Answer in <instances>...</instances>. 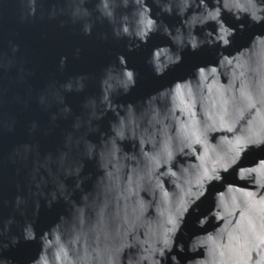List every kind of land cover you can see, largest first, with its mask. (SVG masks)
I'll list each match as a JSON object with an SVG mask.
<instances>
[{
    "label": "clouds",
    "instance_id": "obj_1",
    "mask_svg": "<svg viewBox=\"0 0 264 264\" xmlns=\"http://www.w3.org/2000/svg\"><path fill=\"white\" fill-rule=\"evenodd\" d=\"M111 2L97 0V11L111 32L96 39H126L127 51L134 52L155 33L167 37L171 43L153 48L146 61L156 77L181 65L185 51L213 49L216 62L196 66L190 75L135 103H118L116 98L137 87L139 76L118 53L101 71L99 95L85 97L83 116H74L65 96L83 93L90 74L74 73L58 87L50 85L58 105L50 120L74 116L64 149L74 132L86 129L76 140L83 158L66 167L68 153L57 150L59 174L50 192L44 190L48 178L37 179L33 169L37 191L31 195L43 198L48 209L62 201L65 212L38 231L41 199L28 217V200L17 194L11 204L22 223L15 214L0 219V264H17L5 253L21 241L38 244L27 264H264V34L257 32L246 46L233 49L238 32L264 25V0H153L160 8L157 16L180 18L174 27L153 16L148 0H123L131 12L116 24ZM26 4L21 20L36 17L40 10V0ZM46 14L56 20L63 12L52 4ZM225 14L235 26L226 22ZM81 15L87 17L89 10L75 9L73 23ZM81 36L92 37L93 24L82 23ZM9 43L13 53L20 51L18 44ZM81 53L75 47L70 55L79 59ZM69 59L59 57L60 72L67 70ZM39 103L47 106V95H40ZM109 113L114 118L102 131L96 122ZM38 127L32 121L30 131ZM94 133L98 142L89 139ZM32 150L24 146L25 153ZM209 151L212 156L205 164ZM254 151L260 155L252 161ZM85 159L94 160L99 173L87 191L83 186L92 175L82 176ZM70 177L75 178L71 187L65 183ZM249 187L254 191L242 190ZM190 215L201 231L186 227Z\"/></svg>",
    "mask_w": 264,
    "mask_h": 264
},
{
    "label": "water",
    "instance_id": "obj_2",
    "mask_svg": "<svg viewBox=\"0 0 264 264\" xmlns=\"http://www.w3.org/2000/svg\"><path fill=\"white\" fill-rule=\"evenodd\" d=\"M148 2L153 9V16L158 20L162 19L170 27L180 23V18L176 15L168 16L164 13L157 16L160 8L153 3V0ZM52 4L63 12V15L56 20H50L46 14ZM26 7V0H0V65H3L0 66V219L15 214L22 223V218L15 213L11 204L14 197L17 194H23L26 197L28 204L25 206V211L28 217L32 216L35 200L39 198L42 203L37 222L39 231L54 223L59 215L65 212L66 206L61 201L54 204L52 209H48L43 206V198L31 195L32 192L37 191L35 182L31 179L33 169H37V179L40 175L48 178V184L44 190L50 192L55 188L53 180L59 174L56 173V167L59 164L57 150L63 149L68 153V158L64 162L66 167L83 158L77 149L76 140L77 137L85 134L86 129L74 132L72 142L66 149H64L65 136L72 130L74 116H83L81 105L85 97L99 95L98 78L101 71L116 60L118 53L125 55L128 66L139 73L137 87L128 96L116 98L118 103H135L136 100L143 99L165 85L190 75L196 66L215 63L216 60L213 49L204 48L195 53L185 51L181 65L169 70L164 77H156L146 61L153 48L171 43L167 37L155 33L146 45H141L134 52H128L126 39L120 41L111 38L108 41L96 39L97 35L111 32V25L97 11V0H86L83 4L79 0H40L37 16L21 20L22 15L27 12ZM111 7L115 12L116 24H119L121 16L130 15L131 8H125L123 0H112ZM77 8H87L89 15L87 17L81 15L73 23L72 13ZM224 19L235 26L236 22L230 15L225 14ZM85 22L93 24L92 37L81 36L82 23ZM241 22L247 23V20ZM62 24H64L63 27ZM208 27L215 30L214 25ZM199 31L202 30L198 29ZM257 32L264 34V25H254L244 32H238L234 38L233 49L246 46L253 34ZM10 41L20 46L18 53L12 52ZM75 47L82 49L79 59H73L70 55ZM233 49L226 51L231 52ZM61 55L70 56L64 73L57 67ZM74 73H88L92 78L87 82L83 93L73 92L65 96V102L72 107L74 116H70L68 120L61 119L53 123L50 120V114L58 111V105L52 95L54 89L50 90V85L55 83L58 87L68 75ZM42 94L48 97L47 106L39 103V97ZM113 118L109 113L103 120L96 123H99L102 131H107L109 120ZM32 121L39 123L35 132L30 131ZM89 139L98 142L99 134H91ZM26 144L32 146L31 153L24 152ZM124 146L127 150H131L129 144ZM48 154H51V158L45 159ZM259 155L260 153L254 151L249 159L255 161ZM211 156L212 153L209 151L205 164L209 162ZM84 163L82 176L92 175V179L87 180L83 186L87 191L91 190L93 181L99 173L94 160L85 159ZM50 174L51 177H49ZM65 183L71 187L75 184V178H67ZM242 190L254 191L251 187ZM79 196L80 193L77 192L75 198L79 200ZM5 201L10 203L5 205ZM204 207H207V203L202 205V214ZM192 219L190 215L186 227L190 232L201 231L194 228L191 224ZM181 239L183 236L178 237V242ZM37 251L38 244L21 241L20 245L7 251L5 255L12 257L17 264H27ZM181 259L183 260L184 257L181 256Z\"/></svg>",
    "mask_w": 264,
    "mask_h": 264
}]
</instances>
